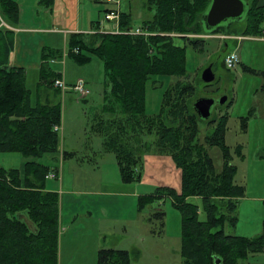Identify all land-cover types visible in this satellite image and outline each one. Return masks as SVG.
<instances>
[{
    "label": "trees",
    "instance_id": "16d2710c",
    "mask_svg": "<svg viewBox=\"0 0 264 264\" xmlns=\"http://www.w3.org/2000/svg\"><path fill=\"white\" fill-rule=\"evenodd\" d=\"M210 2L145 0V9L155 10L142 23L148 34L121 32L131 28V15L120 12V32H97L94 43H87L83 33H72L69 47L78 63L90 61L92 55L104 62L111 94L92 126L102 134L104 148L115 153L123 180H142L144 154L169 155L181 169V191L156 186L141 204L169 197L182 212L183 264H217V258L220 264H240L251 254L264 251V233L250 238L226 232L227 226L234 230L237 224L238 199L245 193L244 186L235 180L237 167L230 162V149L224 141L228 114L206 120L209 124L218 122L211 134L203 140L199 137L200 117L193 108L197 87L188 79L186 46L174 41L175 37L185 38L201 48L203 35L219 30L235 32L232 26L237 21L228 29H205L202 17ZM19 9L15 0H0V33L10 30L1 24V17L16 25ZM242 32L245 36L264 35V5H258V0H249ZM246 69L264 76V71ZM155 75L179 79L164 90L162 110L150 114L146 85ZM57 77L42 64V84L54 86ZM262 93L264 104V84ZM61 121L60 103H32L23 67L0 65V151H20L28 157L25 176L18 168L0 165V264L59 263L60 198L57 191L45 187L51 165L43 159L45 155L54 159L60 151V134L54 125ZM246 121L243 119L244 126ZM211 146L222 152L221 170L216 169L208 150ZM190 197L202 198L205 220L200 219L199 205ZM154 214L163 222V210ZM129 261L128 250L99 251V264Z\"/></svg>",
    "mask_w": 264,
    "mask_h": 264
},
{
    "label": "rangeland",
    "instance_id": "374dc122",
    "mask_svg": "<svg viewBox=\"0 0 264 264\" xmlns=\"http://www.w3.org/2000/svg\"><path fill=\"white\" fill-rule=\"evenodd\" d=\"M19 1L28 15L32 14V9L36 10L37 4L40 5L38 7H43L40 0ZM105 3L109 6L108 10L117 9L129 13L132 29L141 26L155 12L154 9H145V0H90L87 5L82 2L81 18L85 15L91 18L95 14L94 26H99L83 34L87 43H94L96 40L93 32L118 30V21L106 18L108 10H105ZM26 19L30 23L34 21L29 17ZM245 23L246 17L234 22L232 29L235 32L226 39L220 37L222 30L216 31L213 36L203 35L201 48L195 47L185 38L175 37L174 41L186 46L188 79L197 87L194 101L201 96L217 99L224 94L228 96L226 103L217 102L214 105L211 118L217 119L228 114L224 141L230 149V162L237 167L235 180L244 186L245 193L238 199L235 229L227 226L226 232L252 238L264 233V76L249 72L246 67L264 71V35L245 36L242 32ZM240 37L244 38L239 39ZM69 38L65 47L61 45L60 48L57 47L59 50H55L56 54L62 55L66 48L67 57L57 62L48 60L52 70L64 78L68 86L65 92L55 90V85L53 88L42 84V59H38L37 53L33 55L36 51L29 50L25 61L28 64L25 69L26 86L32 103L49 99L51 103H60L62 108V121L59 123L60 151L54 159L47 155L43 159L51 165L45 187L56 190L60 198L58 264H99V251L102 248L128 250L129 264H183L182 212L169 197L147 202L142 206V198L154 192L155 187L143 182L140 184L142 180H123L115 153L104 148L102 134L92 126L95 115L102 113L106 98L111 94L104 62L92 55L90 61L78 63L70 53ZM231 51H237L240 56L235 69L224 66V57ZM11 55L12 45L5 46L4 41H1L0 65L11 66ZM209 65H212L216 78L205 85L201 75ZM79 79L84 80L85 84L87 82L90 92L86 96L73 88ZM177 79L178 76L151 77L146 85L148 113L157 114L162 110L164 90ZM243 119L247 120L245 126ZM217 122L209 124L206 120L199 119V137L203 140L207 134H211ZM208 150L216 169L221 170L223 158L220 148L211 146ZM145 155L147 154H144V162ZM27 159L20 151H0V165L7 169L18 168L22 176L26 174ZM165 169L167 172V165L163 166V170ZM161 178L167 179L165 176ZM189 200L199 205L200 219L205 220L202 198L190 197ZM158 210L165 212L163 222L153 215ZM240 264H264V251L251 254L242 259Z\"/></svg>",
    "mask_w": 264,
    "mask_h": 264
},
{
    "label": "crops",
    "instance_id": "0c3cea01",
    "mask_svg": "<svg viewBox=\"0 0 264 264\" xmlns=\"http://www.w3.org/2000/svg\"><path fill=\"white\" fill-rule=\"evenodd\" d=\"M15 1L18 2L20 8L19 20L16 25L9 24L4 20L9 25L8 29L10 30L9 32L3 30V32L0 33V42L4 41L5 46L7 44L8 46L12 45L11 60L13 63H10L11 66L23 67L26 69L28 64L25 61L28 58V51L33 49L36 51L33 52V55L37 53L38 59H42V64H47L49 68H51L48 60L51 62H57L62 58L64 60L67 57L68 51L66 48L63 50L62 55L60 54L61 57L55 53V50H59L58 48H60L61 45L65 47L70 34H85L87 31H92L99 27H97V25L94 26V24H96V21L94 20L95 14L92 15L91 18L86 15L83 18L80 16L82 2L87 5L90 0H45V2L40 0L39 2L43 4V7H38L40 5L37 4V7L35 6L36 10L32 9V14L29 13V15L25 11L24 6L21 5L20 1ZM113 1L116 0H106V2ZM258 5H264V0H258ZM104 6L105 10H108V4L105 3ZM26 17L32 18L34 21L30 23L27 21ZM92 34L95 33L93 32ZM24 53H26L25 56ZM22 58L25 60H22ZM40 67H42V65ZM60 75L61 74H58V77ZM50 87L54 88L53 85ZM54 89L56 90V87ZM49 101V99H46L44 103ZM164 165H167L168 167L167 172L166 169L163 170ZM162 176L167 177V179L163 180L161 178ZM142 182L147 186H170L181 191V169L177 167L175 161L169 155L147 154L145 155L143 177L140 184Z\"/></svg>",
    "mask_w": 264,
    "mask_h": 264
},
{
    "label": "water",
    "instance_id": "95a60500",
    "mask_svg": "<svg viewBox=\"0 0 264 264\" xmlns=\"http://www.w3.org/2000/svg\"><path fill=\"white\" fill-rule=\"evenodd\" d=\"M248 9L249 1L247 0H211L202 17L203 25L209 32L222 26L228 29L234 21L243 20L247 16ZM201 76L206 83L213 82L216 74L212 65L207 66L202 71ZM227 101L228 96L226 94L222 95L219 99L212 96H201L193 102V108L200 119L208 120L212 116L214 105L217 102L224 104ZM216 263L220 264L218 258Z\"/></svg>",
    "mask_w": 264,
    "mask_h": 264
},
{
    "label": "built area",
    "instance_id": "2783aa9c",
    "mask_svg": "<svg viewBox=\"0 0 264 264\" xmlns=\"http://www.w3.org/2000/svg\"><path fill=\"white\" fill-rule=\"evenodd\" d=\"M107 1H111V0H107ZM106 18L108 20H117L118 21V26H119V18H120V11L119 10H110V11H107L106 12ZM1 24H4V25H7L5 23V21H2ZM117 32H120V28L118 27V30ZM121 32H127V33H133V34H148L149 32L144 30L142 28V26H138L136 27L135 29H132V28H127V30H124V31H121ZM213 36V35H211ZM221 38H227L229 37L228 35L226 34H223V35H220ZM242 37H240L239 39H241ZM78 49L76 48L75 51H77ZM240 62V56L238 54L237 51H231V52H228L226 55H225V58H224V63L226 65V67L228 69H235L238 64ZM54 85L61 89L62 92H65L68 88L67 84L65 83V80L64 78L61 76V77H57L54 81ZM73 88L74 90H76L77 92H79L81 95H84L86 96L87 94H89L90 90L87 88L86 84H85V81L82 80V79H79L77 83H75L73 85ZM54 129L57 130L58 132L60 131L61 129V124H55L54 125ZM49 176L53 177V174H50Z\"/></svg>",
    "mask_w": 264,
    "mask_h": 264
}]
</instances>
